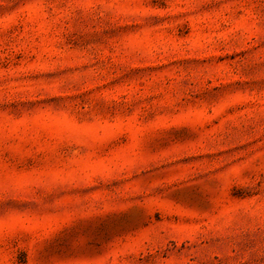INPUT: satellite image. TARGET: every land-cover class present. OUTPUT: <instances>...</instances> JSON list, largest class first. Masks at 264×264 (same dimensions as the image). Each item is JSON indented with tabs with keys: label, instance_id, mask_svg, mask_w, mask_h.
<instances>
[{
	"label": "rangeland",
	"instance_id": "1",
	"mask_svg": "<svg viewBox=\"0 0 264 264\" xmlns=\"http://www.w3.org/2000/svg\"><path fill=\"white\" fill-rule=\"evenodd\" d=\"M0 264H264V0H0Z\"/></svg>",
	"mask_w": 264,
	"mask_h": 264
}]
</instances>
